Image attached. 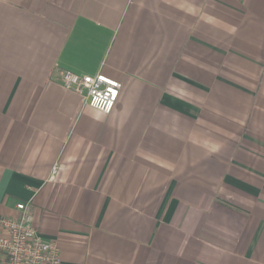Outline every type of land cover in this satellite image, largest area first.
<instances>
[{"label":"crops","instance_id":"1","mask_svg":"<svg viewBox=\"0 0 264 264\" xmlns=\"http://www.w3.org/2000/svg\"><path fill=\"white\" fill-rule=\"evenodd\" d=\"M57 70L121 84L112 112ZM61 264H264V0H0V217Z\"/></svg>","mask_w":264,"mask_h":264},{"label":"built area","instance_id":"2","mask_svg":"<svg viewBox=\"0 0 264 264\" xmlns=\"http://www.w3.org/2000/svg\"><path fill=\"white\" fill-rule=\"evenodd\" d=\"M61 86L82 95L88 107L108 115L114 109L121 84L97 73L94 76L76 75L57 70ZM17 214L0 217V264H61L56 243L45 240L32 224L29 203H18Z\"/></svg>","mask_w":264,"mask_h":264}]
</instances>
